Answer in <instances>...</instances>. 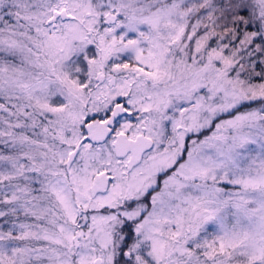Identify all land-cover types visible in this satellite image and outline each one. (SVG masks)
<instances>
[{
	"label": "snow or ice",
	"instance_id": "6c2138e0",
	"mask_svg": "<svg viewBox=\"0 0 264 264\" xmlns=\"http://www.w3.org/2000/svg\"><path fill=\"white\" fill-rule=\"evenodd\" d=\"M0 264H264V0H0Z\"/></svg>",
	"mask_w": 264,
	"mask_h": 264
}]
</instances>
